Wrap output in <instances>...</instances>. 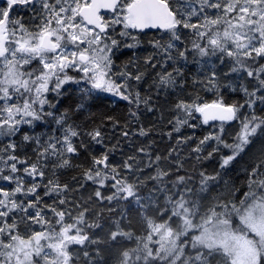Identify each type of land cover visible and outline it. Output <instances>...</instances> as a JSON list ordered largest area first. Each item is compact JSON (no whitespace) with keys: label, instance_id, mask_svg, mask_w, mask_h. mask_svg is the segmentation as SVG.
I'll return each mask as SVG.
<instances>
[{"label":"snow or ice","instance_id":"6c2138e0","mask_svg":"<svg viewBox=\"0 0 264 264\" xmlns=\"http://www.w3.org/2000/svg\"><path fill=\"white\" fill-rule=\"evenodd\" d=\"M5 4L0 8V181L12 187L0 186V264H23L24 247H31L33 240L38 247L28 260L49 264L52 246L36 237L45 231L47 220L42 218L56 214L55 205L64 203L61 193L68 191L57 172L79 168L73 158L92 144L101 146L102 152L73 179L90 184L92 172L109 168L112 150L104 124L82 125L58 107L70 88L80 93L75 112H85L87 101L102 94L113 103H125V123L111 115L105 119L128 137L131 122L138 123L143 111L154 112L162 93L185 91L184 69L195 65L200 79H193V84L214 92L227 89L241 95L243 102L225 103L222 96L211 103L197 97L173 101L168 136H177L164 154L177 162L173 167L179 168L182 153L191 149L196 160L227 150L219 168H229L254 138L264 136V0H5ZM16 6L28 9L31 22L10 14ZM153 30L165 35L142 39ZM145 43L151 52L141 57L137 52L147 51ZM125 50H134L131 58L117 63L128 54ZM196 114L201 125L219 121L221 126L193 146V137L183 130L200 126L192 123ZM226 122H235L231 142L224 135ZM38 127L47 131L37 132ZM138 134L148 132L141 127ZM136 155L146 161L160 158L147 148H138ZM133 159L131 155L124 161ZM248 182L264 196V162L252 166Z\"/></svg>","mask_w":264,"mask_h":264},{"label":"trees","instance_id":"16d2710c","mask_svg":"<svg viewBox=\"0 0 264 264\" xmlns=\"http://www.w3.org/2000/svg\"><path fill=\"white\" fill-rule=\"evenodd\" d=\"M2 7H6L5 2H0V8ZM10 14L22 17L26 22L32 20L24 6H16ZM159 33L162 32H149L148 35L153 38ZM125 51L128 54L121 55L117 63L127 62L134 50ZM140 53L137 52V55ZM184 72L187 77L185 91L177 89L176 95L162 93L155 101L154 112L142 110L139 122H131L128 137L121 136L120 129H113L111 123L105 119L111 115L118 118L122 124L125 123L128 108L123 102L113 103L104 99L102 94L99 99L87 101L85 112H75L73 109L80 103V93L70 88L58 105L62 112L67 109L72 118L82 125L92 127L103 123L110 137L106 143L112 150L109 168L92 172L90 184L76 181L73 177L79 178L83 175L80 169L91 166V157L102 152L101 146L92 144L90 148L82 149L80 156L72 160L79 168L57 172L61 183H67L68 191L61 193L63 205L57 203L55 208L69 209L73 213L75 220L69 222L68 227L74 234L73 237L82 245L75 248L79 251V264H87L88 260L94 264L97 261L98 264H173L163 253H145L147 251L143 249L144 240L152 234L151 224L172 227L176 233L178 245L183 253L174 264H202L195 262V258L201 254L207 264H233L228 253L206 250L197 244V236L203 223L197 222L191 231L184 234L185 222L194 214L204 220L213 218L215 221H230L239 233L248 234L250 238L255 239L241 223L240 215L233 210L240 208L249 196L264 203V196L259 195L258 186L255 183L249 186L248 182V171L254 164L264 162V136L254 138L226 169L219 168V161L227 150L214 154L208 160H196L192 158L191 149H185L179 168L173 167L176 161H169L164 156L170 147L174 146L177 136L173 133L169 138L171 125L169 119L163 120L173 101L197 97L198 100L211 103L222 96L225 103L243 102L241 95L227 89L214 92L193 84V79H200L195 65L185 68ZM149 91L145 85L144 92ZM192 123L200 126L195 129L186 128L183 134L193 137L190 141L193 146L194 142L210 132L214 133L221 126V123L201 125L200 118ZM141 127L148 132L147 135L138 134ZM223 127L227 131L225 137L231 142L232 135H227L235 131V122H231V125L224 123ZM36 131L44 132L47 129L38 127ZM85 140L87 141V138ZM138 148H147L154 155H160L159 160L146 161L144 157L136 155ZM26 152L31 156V147H27ZM131 155L134 156L133 160L124 161ZM111 164H116L117 167L112 169ZM202 172L206 174L203 178ZM46 200L49 204L52 203L51 198ZM54 227L52 230L57 228ZM55 231L59 233V228ZM88 240L92 242L86 248L88 242H85ZM75 244L76 242L72 246L75 247ZM75 261L72 260V264ZM259 264H264V250Z\"/></svg>","mask_w":264,"mask_h":264},{"label":"rangeland","instance_id":"374dc122","mask_svg":"<svg viewBox=\"0 0 264 264\" xmlns=\"http://www.w3.org/2000/svg\"><path fill=\"white\" fill-rule=\"evenodd\" d=\"M164 35V32H162L156 34L155 37ZM142 39L145 41L150 40L152 39V35L142 37ZM143 47L147 51H141L139 56L142 57L151 52V48L147 43ZM151 71L149 69L150 73ZM196 115L197 119L194 120L195 122L199 120V114ZM170 117L171 106L170 110L163 116V120H168ZM225 133H227L226 130ZM231 135L232 133L227 136ZM0 186L5 187V189L12 187L4 181H0ZM233 211L240 215L241 223L249 233H252L255 239L250 238L248 234L239 233L234 229L230 221H215L213 218L204 220L197 214H194L193 217L188 218L185 222L184 234L191 231L197 222L199 224L203 223L201 232L196 240L197 244L202 248L210 251L221 250L228 253L232 258L233 264H259L262 251L264 250V203L255 201L252 196H249L240 208L234 209ZM55 213V215L42 218L47 220V223L44 224L45 231H43L41 236L36 237V239L41 241L47 240L48 244L52 246L49 249L51 252L49 264H72V260H76L73 264H79V251L75 248H79L82 245L76 237H73L74 234L71 233L68 227V223L75 220L73 213L69 209L58 210L57 208H55ZM54 226L59 228V233L55 231L57 228L52 230V228H55ZM34 227L38 230V226ZM151 229L152 234L144 240L143 249L147 251L145 253L149 255H161L163 253L166 259H170L174 264L183 253V250L178 245L176 233L172 227L159 224H151ZM74 242H76L75 247H73ZM91 242L92 240L85 242L87 243L86 248L91 245ZM37 247L36 240L32 241L31 247H24L23 264H32L27 256L32 252V249ZM195 262L207 264L202 254L195 258ZM87 264L94 263L88 260ZM96 264H98V261Z\"/></svg>","mask_w":264,"mask_h":264},{"label":"water","instance_id":"95a60500","mask_svg":"<svg viewBox=\"0 0 264 264\" xmlns=\"http://www.w3.org/2000/svg\"><path fill=\"white\" fill-rule=\"evenodd\" d=\"M0 2H5V0H0ZM153 31H155V30H153ZM150 32H152V31H150ZM213 123H221V122H219V121H216V122H211L210 121V123L209 124H213ZM227 123V122H226Z\"/></svg>","mask_w":264,"mask_h":264},{"label":"flooded vegetation","instance_id":"af4514ba","mask_svg":"<svg viewBox=\"0 0 264 264\" xmlns=\"http://www.w3.org/2000/svg\"><path fill=\"white\" fill-rule=\"evenodd\" d=\"M153 32H156V31H153ZM151 33V32H150Z\"/></svg>","mask_w":264,"mask_h":264}]
</instances>
